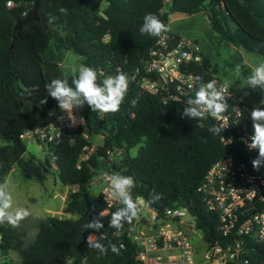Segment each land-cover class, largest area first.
Here are the masks:
<instances>
[{
    "label": "trees",
    "instance_id": "16d2710c",
    "mask_svg": "<svg viewBox=\"0 0 264 264\" xmlns=\"http://www.w3.org/2000/svg\"><path fill=\"white\" fill-rule=\"evenodd\" d=\"M169 1L166 11V0H104L103 8L97 0H41L39 19L17 31L15 25L35 0H0V145L7 144L0 146V183L18 166L27 179L43 183L57 171L63 185L78 188L66 198L64 212L71 216L40 219L35 238L28 244L25 230L7 223L0 225V264H143L137 258L139 245L128 236L135 218L117 230L108 223L111 213L122 205L108 207L103 194L94 204L90 202L89 187L100 171L133 176V199L142 198L159 214L170 206H187L207 240L226 242L217 232V215L207 209L198 189L209 168L228 156L249 164L252 170L264 171V166L256 170L251 163L258 150H249L241 141L238 129L242 120L214 135L209 127L218 125L211 116L203 120L184 117L185 101L167 98L166 90L153 94L142 89L143 70L135 79L132 77L160 38L140 32L146 13L157 15L165 25L172 13H205L221 42L264 59V0ZM61 6L67 8V16L59 13ZM50 13L58 19L45 27L43 21L47 22ZM163 34L176 40L182 37L171 31ZM69 50L97 72L98 83L115 75L117 69L125 72L128 91L114 113L92 112L85 104V124L46 144L45 160L38 162L26 156L27 145L20 134L43 123L47 110L57 105L45 85L53 78H63L61 62ZM202 57L188 69L201 82L213 80L218 67L207 54L202 53ZM136 97L137 106L130 107ZM45 98L46 103H42ZM25 101L32 103V114L23 111ZM227 103L225 112L244 102L236 96ZM243 119L252 124L249 112ZM99 134L104 135V142L89 154L90 137ZM224 135L232 138L228 145L222 140ZM140 144L144 146L132 158L131 150ZM114 152L121 153V158L109 162ZM153 190L162 194V199L152 202ZM101 211L104 227L96 235H104L102 243L106 247L109 241L117 247L122 245L119 254L110 248L107 254H101L87 247L86 237L92 230H85L83 225ZM249 247L252 264H264V242L252 241ZM11 250L21 253L20 263L7 261Z\"/></svg>",
    "mask_w": 264,
    "mask_h": 264
},
{
    "label": "built area",
    "instance_id": "2783aa9c",
    "mask_svg": "<svg viewBox=\"0 0 264 264\" xmlns=\"http://www.w3.org/2000/svg\"><path fill=\"white\" fill-rule=\"evenodd\" d=\"M8 6H12L9 4ZM202 47L197 39L181 37L173 39L162 34L157 43L143 58L133 79L142 70L145 75L140 86L153 94L167 91V98L186 101L194 96L202 81L189 71L190 64L202 61ZM218 86L225 84L217 76L213 79ZM229 102L236 98L229 88ZM86 104V103H85ZM252 104H236L231 110L214 119L221 129L243 122L238 129L242 143L247 147L253 134V123L244 120L246 112H251ZM84 108L76 115L83 116ZM50 113H52L50 115ZM65 114L58 105L48 109L43 123L20 134L21 139L33 140L43 146L60 138L65 132L78 129L84 124L69 126ZM228 145L232 138H222ZM111 173H104L110 175ZM207 209L217 215V232L226 242L217 238L207 240L202 229L197 227L196 218L185 205L167 207L163 214L142 199L138 215L142 210L150 214V227L144 218H135L128 229V236L139 245L137 258L143 264H252L250 259L252 241L264 242V171L252 170L249 164L237 161L233 156L220 159L207 171L198 189ZM103 199L108 207L120 204L111 195L107 183ZM107 212V210L105 211Z\"/></svg>",
    "mask_w": 264,
    "mask_h": 264
},
{
    "label": "clouds",
    "instance_id": "9594fccd",
    "mask_svg": "<svg viewBox=\"0 0 264 264\" xmlns=\"http://www.w3.org/2000/svg\"><path fill=\"white\" fill-rule=\"evenodd\" d=\"M58 11L64 16L68 15L67 8L63 6ZM57 19L56 15L50 13L47 17V23L53 25ZM170 30V27L165 25L157 15L146 13L143 16V23L140 27L142 34L162 37L163 33H167ZM250 69L251 72L242 80L244 83L243 87L251 89L259 87L264 90V59L259 60ZM235 71L237 78H240L242 76L241 66H236ZM69 76L71 77V84L69 83ZM197 79L200 78L197 77ZM128 87L129 77L122 70L117 69L115 75H108L103 78L102 82L98 83L97 72L83 63L73 64L70 67V71L63 74V78H53L45 85L47 94L57 101L58 108L65 114L64 118L68 120L70 127L85 123L83 116L78 117L76 115L77 110L82 109L85 103L91 108L92 112L114 113L119 111ZM229 88L226 83L218 86L216 80L201 83L199 88L195 90L194 96L186 99L182 116L193 120H203L208 116L213 119H220L221 114L228 108L226 97L231 95ZM46 99L42 103H46ZM138 102L139 97L132 99L130 107H136ZM260 105V107H253L250 112L253 134L249 138L251 142L247 144L249 150H258L257 157L251 161L253 168L256 170L264 166V99L260 101ZM209 131L214 135H220L222 129L214 124L209 127ZM0 146L6 147L7 144ZM143 146L142 144L135 146L130 152L131 157L135 158L138 155L139 148ZM104 179L111 189L112 197L122 205V207L111 213L108 226L121 230L125 222L130 223L138 216L142 198L136 197L133 199L132 189L136 183L133 176L115 172L105 175ZM160 199H162V194L155 193V190H153L151 195L152 202ZM29 215L30 213L27 209L13 207V199L8 190V182L0 183V225L7 223L12 227H17L20 221L26 219ZM103 216L104 212L101 211L98 217H93L88 223L83 225L85 230H92L86 237L87 247L96 249L101 254H107L110 248L113 253L119 254L121 247H123L122 245L117 247L116 244L109 241L106 247L102 243L105 238L104 235H96L104 227Z\"/></svg>",
    "mask_w": 264,
    "mask_h": 264
},
{
    "label": "rangeland",
    "instance_id": "374dc122",
    "mask_svg": "<svg viewBox=\"0 0 264 264\" xmlns=\"http://www.w3.org/2000/svg\"><path fill=\"white\" fill-rule=\"evenodd\" d=\"M100 2V8L105 6L104 0H97ZM170 8V1L166 0L165 10ZM180 14L179 12L172 13L170 16V28L174 31L180 32L185 38L197 39L202 49V53L207 54L218 67V74L221 77H226L227 85L232 88L235 95L244 103L257 105L264 99V90L259 87L251 89L243 87V78L251 72V67L255 66L259 60L263 59L261 55L248 51L241 47L227 45L218 39L217 34L212 29L210 21L205 13H196L194 15H185L177 21L174 16ZM82 58L75 52L69 50L65 51L61 66L65 72L70 71L73 64H80ZM241 66L242 76L237 78L236 66ZM218 77V76H217ZM219 78V77H218ZM220 79V78H219ZM222 80V79H220ZM223 81V80H222ZM224 82V81H223ZM225 83V82H224ZM23 111L32 114L33 106L30 101H25ZM92 146L88 148L90 154L97 146L103 144L104 135L99 134L90 137ZM0 143L2 141L0 140ZM27 145L26 156L34 158L36 161H44L46 157V149L33 140L26 139ZM86 156V155H85ZM121 153L114 152L109 162L119 160ZM100 171L94 178L89 187L90 202L94 204L98 197L103 194L107 181L104 179ZM6 181L8 182V190L10 191L13 199L14 208H25L29 211L30 215L20 221L18 229L25 230V242L30 243L38 231L36 223L48 216L70 217L71 214L65 213L66 198L69 192L76 191L77 187L65 186L60 181L57 171H53L48 175L45 182H39L36 179H27L18 166H15L12 172L8 175ZM144 218V223L149 228L150 214L147 210H142L137 218ZM7 261L20 263L22 255L17 250H11L6 256Z\"/></svg>",
    "mask_w": 264,
    "mask_h": 264
},
{
    "label": "water",
    "instance_id": "95a60500",
    "mask_svg": "<svg viewBox=\"0 0 264 264\" xmlns=\"http://www.w3.org/2000/svg\"><path fill=\"white\" fill-rule=\"evenodd\" d=\"M41 0H35L33 7L29 10V12L25 15V17L20 20L16 25L15 29L17 31H21L24 27V25L29 24L33 21H36L39 19L38 16V7ZM45 27H47V22L43 21Z\"/></svg>",
    "mask_w": 264,
    "mask_h": 264
},
{
    "label": "crops",
    "instance_id": "0c3cea01",
    "mask_svg": "<svg viewBox=\"0 0 264 264\" xmlns=\"http://www.w3.org/2000/svg\"><path fill=\"white\" fill-rule=\"evenodd\" d=\"M185 15H187V14H185V13H180V14H177L176 16H174V19H176L177 21L179 20V18H183V17H185ZM170 16H171V14L169 15V23H168V26H169V24H170ZM170 27V26H169ZM171 29V28H170ZM171 32H173V33H176V34H179L180 36H182L181 35V33L180 32H177V31H174V30H170ZM203 50V49H202ZM203 52H204V50H203ZM217 76L220 78V79H222L226 84H228L226 81V77L224 76V77H221V76H219V74H217Z\"/></svg>",
    "mask_w": 264,
    "mask_h": 264
}]
</instances>
